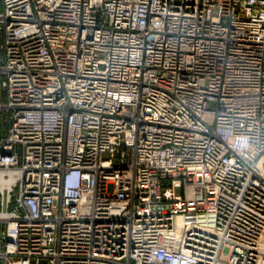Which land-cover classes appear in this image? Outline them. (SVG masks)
Returning <instances> with one entry per match:
<instances>
[{"label":"built area","instance_id":"2783aa9c","mask_svg":"<svg viewBox=\"0 0 264 264\" xmlns=\"http://www.w3.org/2000/svg\"><path fill=\"white\" fill-rule=\"evenodd\" d=\"M264 0H0V264H264Z\"/></svg>","mask_w":264,"mask_h":264},{"label":"bare ground","instance_id":"6f19581e","mask_svg":"<svg viewBox=\"0 0 264 264\" xmlns=\"http://www.w3.org/2000/svg\"><path fill=\"white\" fill-rule=\"evenodd\" d=\"M263 239H264V235H263Z\"/></svg>","mask_w":264,"mask_h":264}]
</instances>
